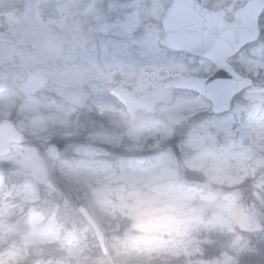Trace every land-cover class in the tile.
<instances>
[{"label": "rangeland", "instance_id": "obj_1", "mask_svg": "<svg viewBox=\"0 0 264 264\" xmlns=\"http://www.w3.org/2000/svg\"><path fill=\"white\" fill-rule=\"evenodd\" d=\"M170 1L0 0V78L48 76L18 106L17 94L1 96L0 116L16 107L20 129L61 146L55 169L29 143L0 165V264H108L65 186L100 223L110 258V238L137 213L143 243L164 231L195 237L149 264H244L264 248V11L260 37L233 60L254 83L210 113L205 97L162 87L212 68L160 46ZM199 1L229 17L246 0ZM116 85L156 110L130 119L108 94Z\"/></svg>", "mask_w": 264, "mask_h": 264}, {"label": "water", "instance_id": "obj_2", "mask_svg": "<svg viewBox=\"0 0 264 264\" xmlns=\"http://www.w3.org/2000/svg\"><path fill=\"white\" fill-rule=\"evenodd\" d=\"M264 9V0H248L234 11L233 20L224 19V10H211L196 0H172L161 19L165 36L160 44L170 50H183L207 58L216 65V72L207 77L180 76L166 80L164 88L194 90L211 101V112H222L229 108L232 96L245 86L251 85L249 77L239 75L226 62L241 46L254 41L259 33L258 17ZM217 76L220 77L217 80ZM211 78V79H210ZM48 78L41 73L31 72L19 85L20 91L32 95L44 88ZM8 83L0 82V90H7ZM111 95L119 98L129 109L155 111V100L145 96H135L126 87H112ZM134 117V115H132ZM22 134L7 120L0 122V156L8 152V144L22 141ZM44 149L53 165L59 158V148L44 143ZM74 200L77 211L84 217L94 232L103 255L110 264L111 258L105 244L104 233L87 207L66 186Z\"/></svg>", "mask_w": 264, "mask_h": 264}, {"label": "clouds", "instance_id": "obj_3", "mask_svg": "<svg viewBox=\"0 0 264 264\" xmlns=\"http://www.w3.org/2000/svg\"><path fill=\"white\" fill-rule=\"evenodd\" d=\"M195 204V200L190 202L191 207ZM140 219V214L137 213L123 237L110 238L108 247L111 253V264H149L150 261L163 257L173 249L188 247L195 240V237L188 232L177 234L164 231L153 234V242L143 243L137 239L142 235L136 226Z\"/></svg>", "mask_w": 264, "mask_h": 264}, {"label": "flooded vegetation", "instance_id": "obj_4", "mask_svg": "<svg viewBox=\"0 0 264 264\" xmlns=\"http://www.w3.org/2000/svg\"><path fill=\"white\" fill-rule=\"evenodd\" d=\"M247 1V0H246ZM245 1V2H246ZM244 2V3H245ZM243 3V4H244ZM242 4V5H243ZM241 6V5H240ZM239 7V6H238ZM238 7H236V8H238ZM216 8H224L225 9V11H226V18L228 19V20H230V19H232V15H233V12H234V10L236 9H233V11L231 12V15L228 17V11L226 10V8L225 7H223V6H219V7H216ZM260 19V18H259ZM258 25H260L259 24V22H258ZM259 33L261 34V30L259 31ZM260 34H259V37H260ZM258 37V38H259ZM255 42V41H254ZM253 43V42H252ZM252 43H248V44H245V45H243L242 47H240V49L236 52V53H234V54H232V55H230L227 59H226V62H227V64L232 68V69H234V71H236V72H238L239 74H241V75H244L243 73H240L236 68H235V66H234V64H233V60L240 54V53H242L245 49H247ZM184 53V52H183ZM192 56H194V55H192ZM194 57H197V58H199V59H201V60H203V61H205V62H207L209 65H211V70H209V71H207L208 73H201V74H199V75H195V76H198V77H206V76H208V75H210V74H212V73H214V72H216V70H217V68H216V65H215V63H213L212 61H209L208 59H205V58H201V57H198V56H194ZM31 72V71H30ZM29 73V72H28ZM27 73V74H28ZM27 74L25 75V77L21 80V81H23L25 78H26V76H27ZM248 76V75H247ZM253 79V78H252ZM0 81H7L9 84H10V87H9V89L8 90H5V91H0V97L1 96H5V95H7V94H17L16 95V97H12L11 98V100L15 103L14 105L15 106H18L20 103H21V101H24V100H26V99H31V98H34V97H36V96H38L41 92H42V90H40V91H38L37 93H35V94H32V95H27V94H25V93H23V92H21L20 90H19V84H20V82L21 81H18V83H16V84H13V83H10L8 80H6V79H2V78H0ZM253 83H254V79H253ZM173 90H175V89H173ZM245 89H242L240 92H238L236 95H234L233 96V98H232V100H231V103H233L234 102V99H236L238 96H239V94L241 93V92H243ZM177 91V90H176ZM112 98V97H111ZM112 99H114V98H112ZM115 101H116V103L118 104V105H120V107H122L123 108V110L127 113V110L125 109V107L123 106V104L121 103V102H119L117 99H114ZM18 104V105H17ZM138 112V111H137ZM136 112V113H137ZM127 115H128V113H127ZM29 116H33V114L32 113H30L29 114ZM16 107L15 108H13L12 110H10L9 111V113H8V115L7 116H0V122L1 121H3V120H7V121H11L13 124H14V126L18 129V130H20L21 132H22V135H23V139H22V141L20 142V143H10L9 145H8V149H9V152L11 151V149L14 147V146H16V145H21V144H24V143H29V144H31V145H35V146H37L39 149H41L42 151H44L43 150V140L42 139H40V138H38V137H35V136H33V135H28V134H26L25 133V131L24 130H22V129H20V127L17 125V123H16ZM126 125H124V127L121 129L122 131L124 130V131H126ZM47 141H49V142H51V143H54V144H59V142H57V139H56V137H51V139H49V140H47ZM9 155V154H8ZM7 155V156H8ZM7 156H4V157H0V165H3V166H5V165H7L8 164V161H6L4 158H6Z\"/></svg>", "mask_w": 264, "mask_h": 264}, {"label": "trees", "instance_id": "obj_5", "mask_svg": "<svg viewBox=\"0 0 264 264\" xmlns=\"http://www.w3.org/2000/svg\"><path fill=\"white\" fill-rule=\"evenodd\" d=\"M194 174V173H192ZM195 177V176H194ZM197 178V177H195ZM259 248V253L256 254V255H247V254H244L242 259L244 260L243 263L244 264H264V248L261 250L260 247L258 246ZM31 254L32 255H35L37 256V253L36 252H33V249L30 250ZM252 254V253H251ZM44 257H49L48 253H45ZM54 260L56 259V257L53 258Z\"/></svg>", "mask_w": 264, "mask_h": 264}, {"label": "snow or ice", "instance_id": "obj_6", "mask_svg": "<svg viewBox=\"0 0 264 264\" xmlns=\"http://www.w3.org/2000/svg\"><path fill=\"white\" fill-rule=\"evenodd\" d=\"M211 79V78H210ZM220 79V77L219 76H217V80H219Z\"/></svg>", "mask_w": 264, "mask_h": 264}]
</instances>
